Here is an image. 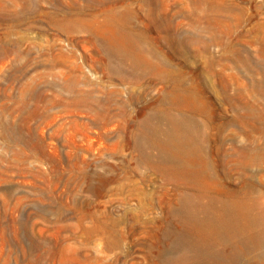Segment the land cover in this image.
I'll list each match as a JSON object with an SVG mask.
<instances>
[{
    "label": "rangeland",
    "instance_id": "obj_1",
    "mask_svg": "<svg viewBox=\"0 0 264 264\" xmlns=\"http://www.w3.org/2000/svg\"><path fill=\"white\" fill-rule=\"evenodd\" d=\"M172 117L195 173L150 130ZM186 201L260 218L216 250L264 264V0H0V264H183Z\"/></svg>",
    "mask_w": 264,
    "mask_h": 264
},
{
    "label": "bare ground",
    "instance_id": "obj_2",
    "mask_svg": "<svg viewBox=\"0 0 264 264\" xmlns=\"http://www.w3.org/2000/svg\"><path fill=\"white\" fill-rule=\"evenodd\" d=\"M104 45L111 54H134L139 62L144 61L136 50L134 38L126 32H117L110 25L107 26ZM169 97L172 98V95ZM184 98L192 101L194 95L187 93ZM168 123V127L164 130L158 124L150 129L157 132V146L170 156L179 157L184 170L195 173L202 163V158L198 152V141L193 134L190 121L172 117L168 119ZM162 133L163 137H159L158 135ZM184 211L193 218L196 227L193 234L182 236L179 240V245L191 252L190 258L186 255L181 258L183 264H231L237 254L228 255L216 250L217 241L231 237L246 228H254L260 223V218L248 215L236 202H229L220 208L213 204L198 208L190 201H186ZM263 238L264 232L258 231L250 234L244 243L249 248L257 247Z\"/></svg>",
    "mask_w": 264,
    "mask_h": 264
}]
</instances>
